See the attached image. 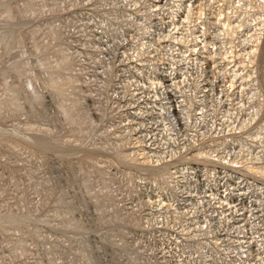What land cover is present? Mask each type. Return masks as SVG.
<instances>
[{
  "label": "rangeland",
  "instance_id": "1",
  "mask_svg": "<svg viewBox=\"0 0 264 264\" xmlns=\"http://www.w3.org/2000/svg\"><path fill=\"white\" fill-rule=\"evenodd\" d=\"M263 19L0 0V264H264Z\"/></svg>",
  "mask_w": 264,
  "mask_h": 264
},
{
  "label": "bare ground",
  "instance_id": "2",
  "mask_svg": "<svg viewBox=\"0 0 264 264\" xmlns=\"http://www.w3.org/2000/svg\"><path fill=\"white\" fill-rule=\"evenodd\" d=\"M263 21V23H264V19L262 20ZM171 77V76H170ZM170 77H168V76H163V78L165 79V81H167V82H169V81H171L172 79H173V77H172V79L170 78ZM174 97V96H173ZM173 97H171V98H173ZM175 98V97H174ZM178 102V101H177ZM175 101L174 100H170V112L171 113H175L177 110H178V106L176 107L175 106ZM177 104V103H176ZM177 108V109H176ZM178 112H180V110L178 111ZM176 114V113H175Z\"/></svg>",
  "mask_w": 264,
  "mask_h": 264
}]
</instances>
